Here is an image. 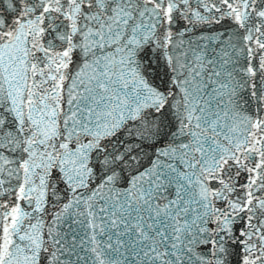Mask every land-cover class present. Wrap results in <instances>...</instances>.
Segmentation results:
<instances>
[{
  "label": "snow or ice",
  "instance_id": "6c2138e0",
  "mask_svg": "<svg viewBox=\"0 0 264 264\" xmlns=\"http://www.w3.org/2000/svg\"><path fill=\"white\" fill-rule=\"evenodd\" d=\"M0 264H264V0H0Z\"/></svg>",
  "mask_w": 264,
  "mask_h": 264
}]
</instances>
